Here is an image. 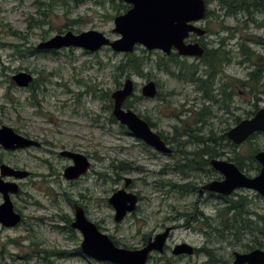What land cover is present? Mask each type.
<instances>
[{
	"label": "rangeland",
	"instance_id": "obj_1",
	"mask_svg": "<svg viewBox=\"0 0 264 264\" xmlns=\"http://www.w3.org/2000/svg\"><path fill=\"white\" fill-rule=\"evenodd\" d=\"M35 1L0 0V126H8L21 135L47 143L42 150L8 153L0 148V165L32 173L31 177L23 180L5 179L15 181L19 186L18 194L11 196V201L24 220L13 228L0 224V264H108L77 253L81 235L69 226L73 220L74 204L84 206L87 218L112 237L119 247L134 249L143 237L161 232L164 226L174 225L176 229L171 242H185L196 248L208 245L212 248L213 259L223 260L217 264H231L234 252H247L250 247L264 251L254 247L253 234L235 238L230 232H225L223 237L216 233L208 237L199 227L203 220L186 221L180 216L192 214L195 209L193 202L203 199L204 203L197 205L196 211H202L213 225L221 226L216 209L221 208L223 202L208 193L198 196L202 185L212 179H222L220 172L212 169L210 173L203 174L187 167L185 170L190 176H183L182 169L173 167L176 162L181 167L186 164L183 155L176 154L174 161L147 146L111 119L110 94L129 78L134 83V95L128 100L127 108L142 119L147 118L157 134L170 139L174 134L192 128L199 136L208 137L211 132L216 137H222L236 125L232 117L218 118L224 112L219 110L215 99L219 100L218 90L220 86L224 87V80L218 76L214 78L212 101H208L196 90L195 83L160 71L157 64L163 59L158 54H145L146 59L140 49L130 54L138 59L141 57L142 60H139L145 63L144 67L139 73L122 74L116 66L124 62L128 54L116 53L109 48L95 53L80 48L61 49L54 54L41 51L30 53L40 42L67 31L78 34L96 30L110 40L118 39L119 35L112 31L113 19L125 12V8H118L119 5L110 0H83L79 4H76L78 0H57L51 8L41 9L47 15V24L28 29V22H32L30 18L41 20ZM207 5L210 15L200 26L207 29L208 36L201 40L209 49H217L219 41L224 39V52L236 56L225 68L227 77L240 91L236 95L239 107L234 113L238 121L250 118L257 108L254 107V96L245 86L251 83L247 82L249 74L264 64L261 55L264 49L252 43L242 44L255 50L259 57L246 62L239 44L249 34L256 32L263 36L264 30L243 26L244 21L239 25L243 14L240 11L226 14L216 0H209ZM263 17L257 15V18ZM234 27L239 31L233 35ZM179 62V67L196 68L198 77L207 78L203 73L206 66L201 58ZM170 67L176 70L173 64ZM20 71L33 76L34 90L28 86L18 87L11 81V76ZM262 78L264 80V76ZM147 81L155 82L157 97H141L140 89ZM260 84L255 87H264ZM87 87L91 92L87 93ZM205 108L208 114L197 123L198 112ZM186 140H190L189 136H182L178 139L180 146L176 143H170V146L175 152L178 149L196 151L195 144H183ZM218 143L216 147L207 143L211 145L209 153H222L215 158L234 163L246 175L256 174L251 159L255 152L264 151V136H253L234 147L228 145L231 143L229 140ZM63 149L86 155L92 164L91 170L76 180H65L62 173L71 162L59 156ZM124 178L132 181L127 191L139 195L141 199L134 213L115 223L114 210L107 200L123 187ZM192 186L194 189L190 191ZM230 198L239 199L246 212L264 214V198L253 191L238 190ZM255 219L251 215L253 222ZM55 252L65 255L61 257ZM156 259L150 258L147 264H162ZM207 260L208 257L200 254L185 256L172 264H207Z\"/></svg>",
	"mask_w": 264,
	"mask_h": 264
},
{
	"label": "water",
	"instance_id": "obj_2",
	"mask_svg": "<svg viewBox=\"0 0 264 264\" xmlns=\"http://www.w3.org/2000/svg\"><path fill=\"white\" fill-rule=\"evenodd\" d=\"M130 4L124 14L114 18L113 32L119 38L110 41L103 33L88 30L78 34L68 31L65 34H56L46 41L40 42L36 49L39 51H54L63 48H81L94 53L103 47H109L116 53H132L136 45L147 50H160L169 54L175 49L180 56L202 57L203 47L199 42L185 43L189 34L197 37L204 35V30L196 23L206 15L204 0H118ZM12 82L18 87H27L33 76L20 71L11 76ZM155 82L148 81L140 89L143 98L152 99L156 96ZM134 94V83L131 79L124 80L120 88L110 94L112 100V116L120 125L125 126L137 139L162 154H170L171 149L159 134L154 132L149 124L140 118L133 110L124 109L125 101ZM255 133L264 134V108L248 119H243L226 132L227 139L234 145H241ZM38 145L36 142L17 134L8 126H0V147L14 151ZM61 157L71 160L72 164L65 167L62 176L71 181L85 175L91 169V163L86 156L63 150ZM256 161L261 165L259 173L254 177H247L240 172L237 166L223 160H212L211 166L223 176L222 180L210 181L202 188L212 193L229 196L236 189H248L264 197V151L255 154ZM28 173L24 170H15L7 165L0 166V224L6 228L15 227L21 217L13 209L11 195L19 192L17 183L4 181L3 177L25 179ZM131 179H124V187L116 190L109 198L108 203L114 210L113 221L120 223L128 213L133 212L138 204V197L126 191ZM74 219L70 228L82 235L80 251L98 262L109 264H147L148 256L154 252H161L165 239L170 231L166 228L161 234L149 238L141 249H125L116 246L113 241L97 226L87 219L83 208L77 204L73 206ZM174 255L192 254L193 248L187 243H181L172 252ZM232 264H264V251L256 248L247 254H235Z\"/></svg>",
	"mask_w": 264,
	"mask_h": 264
},
{
	"label": "flooded vegetation",
	"instance_id": "obj_3",
	"mask_svg": "<svg viewBox=\"0 0 264 264\" xmlns=\"http://www.w3.org/2000/svg\"><path fill=\"white\" fill-rule=\"evenodd\" d=\"M119 6H118V8L120 7V9H122V8H125V12L129 9V8H131V5L130 4H127V3H124V2H122V1H117V0H114ZM114 1H112V0H110V2L111 3H113ZM240 11V13L241 14H243V18L242 19H239V25L243 22V26L244 25H248V26H251V27H253L254 28V30H260V31H263L264 30V17L263 18H257V15H263L264 16V9L261 7V8H259V9H252L249 13H243V11H241V9H237V10H235L234 11V13H236V12H239ZM124 12V13H125ZM263 19V20H262ZM204 29V35L202 36V38L203 37H205V36H208V31H207V29L206 28H203ZM235 31L236 32H238L239 31V28H236V27H234L233 28V35H234V33H235ZM201 38V39H202ZM196 38H195V35L194 34H190L189 35V37H188V39H186L185 40V43L187 44V43H192V42H195L196 40H195ZM200 39V43H201V45H202V47L204 48V52H206V50L207 51H209L210 49L208 48V45H206L205 43H203L202 42V40ZM243 40V43H240L239 44V48H240V51H241V54H242V56L244 57V59L246 60V62H248V61H250V60H247V54H243L242 53V49L243 48H246L247 50H249L250 52H253L255 55H257L256 53L257 52H255V50H250L249 48H247V47H243V46H241L242 44L244 45V44H246V43H248L249 45H250V43H252V44H254V45H257V46H260V47H263V49H264V35L263 36H260V35H258V34H256V32H255V34H249V36L246 38H243L242 39ZM224 46H225V41H224V39H221L220 41H219V47H221L222 48V50H221V48H219V47H217V49L216 50H219V51H225L224 49ZM136 49H140V51L144 54V57L146 58V56H145V54L147 55V54H158L159 55V57H161V59H163V60H169V61H177V60H185V59H188L187 57H183V56H180V55H178V53H177V51L175 50V49H172L171 50V52L169 53V54H165V53H163V52H161L160 50H147L146 48H144L143 46H141V45H136L135 47H134V50H133V52L136 50ZM228 51V50H227ZM244 51V50H243ZM261 54V53H260ZM263 57H264V54H261ZM258 56V55H257ZM262 56H260L261 58H262ZM236 56L235 55H228V52H225V54H221V56H218V58L216 57V59L215 60H217V62L218 63H216L215 65H214V67L216 68V69H214L212 66H209V65H207V61L206 60H204L205 58H206V55L204 54L203 55V57H201V62L202 63H204V65L206 66L205 67V70H204V74H208L207 73V71L206 70H208V69H210L212 72H214V70H215V77L216 76H218V77H220L221 79H223L224 80V87H223V85H222V87L220 86V91L218 90V93H219V100L217 101L216 100V102H217V104H218V108H219V110L221 111V112H224L223 114L224 115H222V114H220V116H218V118L221 120V119H223V117L225 118V119H228V118H230V117H232V120H233V124H237L239 121H238V117L237 116H235V110H237L238 109V104H237V97H236V95H239L240 94V91H239V89H238V87H236L233 83H231V81H230V79L227 77V75H226V72H225V68L226 67H228L232 62H233V60H234V58H235ZM139 58H141V57H139ZM147 59V58H146ZM196 67V66H195ZM197 73L198 72H196V76H197ZM201 75H203V74H201ZM262 76H264L263 74H261L260 73V75H259V79H260V82H261V84H262V82H263V78H262ZM198 77V76H197ZM200 79H203V80H205L204 78H202V77H199ZM262 78V79H261ZM209 79H212L211 77H209ZM248 80H247V82H249V81H251V83H250V85L248 84L247 85V83L245 84V85H247V86H245V87H247L248 89H249V93H251L253 96H254V100H255V104H254V107L255 108H257L256 110H255V112L250 116V117H252L255 113H256V111L257 110H259L260 108H263L264 107V87H261L260 89H258V87L256 88L255 87V83H254V86H253V81L249 78V76H248V78H247ZM259 82V83H260ZM33 87H34V80L32 81V83L28 86V88L29 89H33ZM89 87H87L86 88V91H87V93H88V91L89 92H91V89H89ZM258 95V96H257ZM158 96V93H156V96L155 97H157ZM256 97V98H255ZM36 104H38V102H35ZM261 104H263L262 106H260ZM260 106V107H259ZM223 116V117H222ZM141 118V117H140ZM231 120V121H232ZM147 122V121H146ZM148 123V122H147ZM149 124V123H148ZM149 126H150V124H149ZM17 133V132H16ZM17 134H19V133H17ZM19 135H21V134H19ZM160 135V134H159ZM256 135H261V136H264V134L263 133H255V134H253L251 137H253V136H256ZM21 136H23V137H25V138H27V139H30V140H32V141H34V142H36L38 145H36V146H31V147H28V148H24V149H17V150H14V151H9V150H4L2 147H0L2 150H4V151H6V152H8V153H13V152H16V151H31V150H42V148H44V147H46V145H47V143L45 142V141H43V140H38L37 138H33V137H30V136H24V135H21ZM225 136H226V134H225ZM160 137L163 139V141L168 145V147L171 149V153L170 154H167V156H170L171 158H173L174 159V161L177 159L176 158V154H178V152H175L174 150H173V148L170 146V143L171 142H169V140L170 139H167V138H165V137H163V136H161L160 135ZM250 137V138H251ZM227 138V137H226ZM64 150V149H63ZM63 150H61V151H63ZM69 151V150H68ZM71 152H74V153H78V152H75V151H71ZM187 152H189L190 154H192V153H194L195 154V151L194 152H190V151H187ZM219 151H217L216 153H207V152H204V153H201L200 154V161L198 160V161H196V167H195V169L197 170V171H199L200 173L202 172L203 174H207V173H210L211 172V170L213 169V167L211 166V161L212 160H219V158L217 157V158H215V156H219L220 157V155H222V153H218ZM257 152H255L254 154H253V156H252V162H253V164L255 165V166H253V168L255 167V170H256V174L254 175V176H256L258 173H259V171H260V169H261V165L256 161V159H255V154H256ZM59 154V153H58ZM60 156V155H59ZM84 156H86V155H84ZM87 157V156H86ZM183 158V157H182ZM195 158V157H194ZM87 159H89L88 157H87ZM70 161V160H69ZM71 162V161H70ZM182 162V161H181ZM177 164H174L175 166H173V167H176V168H180V169H183V172H185V174H187V172H186V170H185V168H187L188 166H187V164H189L190 162H187L186 161V164H182L183 166L181 167L180 166V164H179V162H176ZM234 164V163H233ZM2 165V164H1ZM0 165V166H1ZM199 165V166H198ZM119 168V167H118ZM207 168H210L207 172H204V171H206L207 170ZM238 168V170L240 171V172H242L241 170H240V168L239 167H237ZM190 169V168H189ZM258 169V170H257ZM15 170H20V169H15ZM214 170V169H213ZM24 171H26V170H24ZM27 173H28V175H27V177L26 178H28V177H31L32 176V173L31 172H29V171H26ZM189 174H187V176H188ZM246 175V174H245ZM190 176V175H189ZM246 176H248V177H254V176H251V175H246ZM9 178H12V179H14L15 180V178H13V177H9ZM25 178V179H26ZM5 179H6V177H3V180L5 181ZM222 179H223V176H222ZM222 179H220V178H218V179H215L216 181H219V180H222ZM20 180H23V179H20ZM214 179H212V180H210V181H215ZM124 181V180H123ZM209 181V182H210ZM208 183V182H207ZM207 183H205V184H207ZM204 184V185H205ZM204 185H202L199 189H198V196H203L204 194H206V193H208V194H211V195H215V197L216 198H218V199H220V201H222L223 202V204H222V207L221 208H217L216 209V215H217V220L219 221V223H221V226L220 225H217V226H215V225H213L209 220V218L207 217V216H205L204 214H203V212L202 211H199V210H197L196 211V206L197 205H199V204H203L204 203V201H203V199H198L197 201H195V202H193V204L192 205H194L195 206V209L192 211V214H183V215H180V214H178V215H180V216H182L183 218H185L186 219V221H194V220H197V219H199V220H203L202 222H201V224H200V230H203L204 231V234L206 235V236H208V237H211L212 235H214V233H216L217 235H219V236H222L223 237V233H225V232H230L231 233V236H233V237H235V238H237V236H240V237H243V236H245V235H251V234H253V244H254V247H255V233L253 232V230L252 229H250V230H245V228H243L242 230H239V231H229V230H224V220L226 219V218H228V219H234L233 217H235V216H237V214H236V210H233V209H230V210H225V208L227 207V206H230V204L228 203L230 200H235V199H231L230 197H231V195H235V192L236 191H238V190H248V189H236L235 191H233L229 196H223V195H220V194H216V193H212V192H209V191H207V190H204L202 187L204 186ZM193 187V186H192ZM193 189H194V187L193 188H189V190L190 191H193ZM248 191H252V190H248ZM253 192H255V191H253ZM139 194V193H138ZM185 194V193H184ZM141 198H140V196L138 195V200H140ZM138 203H139V201H138ZM189 205H191V203L189 204ZM242 206H243V210L246 212V210L244 209V205L242 204ZM137 207H138V205H137ZM137 207H136V209H137ZM83 208H84V206H83ZM136 209H135V211H136ZM84 210H85V208H84ZM135 211H133V212H131V213H129V214H127L126 215V217L127 216H130L132 213H134ZM194 211H196V212H194ZM17 212V211H16ZM20 216H21V220H20V223L19 224H21V223H23V215L21 214V213H19V212H17ZM251 215H253V216H255V214H254V212L253 213H251L249 210H247V212L246 213H244L243 214V217L246 219H248L249 221H253V220H251ZM194 216H196L195 218H194ZM125 217V218H126ZM176 217V216H175ZM201 217V218H200ZM173 218V217H172ZM174 219V218H173ZM235 219H237L238 220V216L235 218ZM252 224V223H251ZM253 225V224H252ZM251 225V226H252ZM166 228H170V231H169V233H168V235H167V237H166V239H165V243H164V247H163V250L161 251V252H157V251H154V252H152L149 256H148V259H147V261H149V259L150 258H152V257H155V258H157L158 260H159V262H161L162 264H172L173 262H175L176 260H180V259H182V258H184L185 256H195V255H204V256H206V257H208L209 258V260H207L208 262H207V264H217V263H221V262H223V260L221 261H219L218 259H213V257L211 256L212 255V248H208V245H203L201 248L199 247V248H196V247H192L193 248V253L192 254H190V255H188V254H180V255H174L172 252H173V250L175 249V247L177 246V245H179V244H181V243H185V242H180V243H173V242H171L170 241V238L172 237V233L174 232V230L176 229V226H174V225H170V226H164L163 228H162V230H161V232H158V233H156V234H154V235H151V236H147L146 238H144L143 237V239L140 241V243H139V246L138 247H136V248H129L130 250H135V249H141V248H143L146 244H147V242H148V240H149V238H153L155 235H157V234H161V233H163L164 231H165V229ZM208 239H210V238H207V240ZM169 241H170V243H169ZM206 241V240H205ZM189 245V244H188ZM118 246V245H117ZM122 248H124V247H122ZM125 249H128V248H125ZM256 249V248H255ZM252 250H254L253 248H249V251H247V252H242V253H238V252H234L233 253V260H232V263H233V261H234V258H235V254L236 253H238V254H247V253H249L250 251H252ZM156 259V260H157ZM231 263V264H232ZM226 264H228V263H226Z\"/></svg>",
	"mask_w": 264,
	"mask_h": 264
},
{
	"label": "trees",
	"instance_id": "obj_4",
	"mask_svg": "<svg viewBox=\"0 0 264 264\" xmlns=\"http://www.w3.org/2000/svg\"><path fill=\"white\" fill-rule=\"evenodd\" d=\"M49 1H51V3ZM208 1L209 0H207V2ZM216 1L219 4V6L224 10V12L226 14H230L237 9H241V11H243V13H249L252 9H259L261 7L264 9V0H216ZM56 2H57V0H36L35 1V4L37 6L36 11L38 14H40L41 20L34 19L33 17L30 18V20H32V22L31 21L28 22V29L37 27L38 25L41 26V25L47 24V21H46L47 15L41 9L43 7H47V6H48V8H51L53 3H56ZM82 2H83V0H78L76 4H79ZM207 15H210V11H207ZM16 47H18V46H16ZM33 52L35 53V52H39V51L36 49L30 50V53H33ZM48 52L49 51H43V53H48ZM242 53L247 54V60H250V61H253L254 58H256L257 60L259 58L253 52H250L249 50H247L245 48L242 49ZM221 54H225V52L219 51L216 49H211L209 51L206 50V52H205L206 58L204 60L207 61V65L212 66L215 69L214 65L216 64V62L214 60L216 59V57L218 58V56H221ZM139 59L136 58L135 56L131 55V54L126 55L125 61L120 62L116 66V70L118 72H120V74H122L124 72L139 73L140 70L145 65V63L140 61L142 59H140V60ZM171 64H173V66L176 67V70H174L170 67ZM180 64H181V62H179L178 60L177 61L163 60L162 62H159L157 64V67L160 71L165 72L171 76H175V77L180 78L182 80H186V81H190V82L195 83L197 86V90L199 92H201L202 97L208 101H212L211 91H212L213 82H212V80L210 81L209 77L213 78L215 70H214V72L210 73V69H208L207 70L208 74H206L207 78H205V80H203V79H200L199 77H195L196 72H197L196 68L190 69L188 67H185V68L179 67ZM261 72H263V75H264V64L259 65L255 72H252L249 74V78L253 81V86H254V83H255V85L259 84V82H260L259 75ZM118 85H120V83H118ZM260 85L264 86V80H263L262 84H260ZM33 90H34V87H33ZM128 102L129 101L127 100L124 104L126 108L129 107ZM215 102H216V99H215ZM110 108H112L111 104L109 106V109ZM206 114H208L207 109L206 108L201 109L198 112L199 117L197 119V123H200L201 117H204ZM111 119L114 121L113 117H111ZM145 120L147 121V118H145ZM176 132H177V130H176ZM186 135L189 136L190 140H186L185 142H183V144L184 145L195 144L196 145L195 154L194 153L190 154L189 152H186L184 149H178L177 152H178V154L183 155V158H186L187 162H190L189 164H187V166L193 167V168L196 167V164H195L196 161H198V160L200 161V154L201 153H204V152L209 153V150H210V147L212 144H214L213 147H216V145L219 144L218 141H222V140L224 141L225 140L228 142L225 135H223L222 137H216V135L214 133L210 132L208 137L207 136H199L198 134H195V132H194V130H192V128L191 129L188 128V130H183L180 133L174 134V136H172V138H170V141H172L171 143H176V145L180 146L178 139L180 137L186 136ZM207 143H209V144L212 143V144L209 145ZM228 145H230L231 147L235 146L234 144H231V143H229ZM119 168H121V167H119ZM117 170H118V168H117ZM180 172L182 173L183 176H187V174H185V172H183V169ZM187 187H189V186H187ZM184 191H187V189H184ZM228 203L230 204V206H227L225 208V210H227V211L230 209L236 210L238 220L235 219L237 216L233 217L234 219L226 218L224 220L225 230H229V231L231 230V231L237 232L239 230H242L243 228H245V230L252 229L253 232L255 233V236H256L255 246L264 249V214L263 215L255 214L256 219L254 220V222L249 221L247 218L245 219L243 217V214L246 212L243 210V206H242L239 199L230 200ZM67 221H70V220H67ZM110 238L113 240L112 237H110ZM114 242L116 244V241H114ZM79 252L80 251L78 249L77 253H79ZM56 254L60 255L61 257L63 255H65L63 252H60V253L55 252V255Z\"/></svg>",
	"mask_w": 264,
	"mask_h": 264
},
{
	"label": "bare ground",
	"instance_id": "obj_5",
	"mask_svg": "<svg viewBox=\"0 0 264 264\" xmlns=\"http://www.w3.org/2000/svg\"><path fill=\"white\" fill-rule=\"evenodd\" d=\"M208 11V8H206V12Z\"/></svg>",
	"mask_w": 264,
	"mask_h": 264
}]
</instances>
